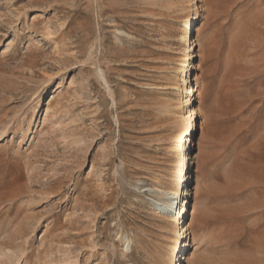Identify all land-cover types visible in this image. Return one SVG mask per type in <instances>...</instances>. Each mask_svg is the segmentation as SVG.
<instances>
[{"label":"rangeland","instance_id":"obj_1","mask_svg":"<svg viewBox=\"0 0 264 264\" xmlns=\"http://www.w3.org/2000/svg\"><path fill=\"white\" fill-rule=\"evenodd\" d=\"M182 228L178 264H264V0H0V264H171Z\"/></svg>","mask_w":264,"mask_h":264},{"label":"bare ground","instance_id":"obj_2","mask_svg":"<svg viewBox=\"0 0 264 264\" xmlns=\"http://www.w3.org/2000/svg\"><path fill=\"white\" fill-rule=\"evenodd\" d=\"M191 83H192V79L190 77L184 78L182 80V85L178 86L176 89L178 101H182L181 98L183 97L185 93L189 91ZM199 99H200L199 95L197 94V100ZM196 111L199 117V121L197 124H194L193 129L190 130L188 135H186V136H190V139L187 141H183L180 147L181 161L179 165V171L181 173V176H183L182 180L184 181V183H186L187 180H189L188 174L186 173L190 169V165L193 164V172L197 174V165H198V160H197V155H196V151H197L196 149H197V144H198L197 133L203 130L204 118H203V115H202V112L199 106L197 107ZM28 130H29V125L27 126L25 130H12L11 132L14 134V136H19L20 138V137L27 136ZM181 139H183V137ZM189 162H191V164ZM183 184L179 188L178 191H174V192L161 189L159 191V194L157 195L158 200L156 202L154 201L155 204L161 207L162 214L169 215V216L175 215V222L177 226L185 225V223L182 224L183 213H180L177 211V205H178L177 203L178 201H180L181 195L184 194L185 186ZM173 209L175 210V213H173ZM191 210L192 209H190V211ZM191 214L192 212L190 213V215ZM187 237H188L187 232L182 228L180 231L177 232V237H175L171 241V246L169 249V257H170L171 264H178V262L181 260L179 253H181V250L187 247L188 245ZM122 241L127 247L132 245L131 239L125 238V239H122Z\"/></svg>","mask_w":264,"mask_h":264}]
</instances>
